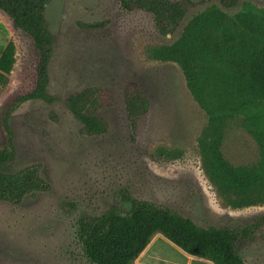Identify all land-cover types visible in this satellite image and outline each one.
<instances>
[{
    "label": "rangeland",
    "instance_id": "rangeland-1",
    "mask_svg": "<svg viewBox=\"0 0 264 264\" xmlns=\"http://www.w3.org/2000/svg\"><path fill=\"white\" fill-rule=\"evenodd\" d=\"M122 1L51 0L48 6L55 37L49 92L58 100L27 101L10 117L15 157L6 171L39 165L50 189L18 205L0 200V264H92L83 252L78 222L113 206L129 211L122 192L170 207L202 227L237 228L264 216V203L240 206L237 195L212 183L199 147L208 113L194 100L181 68L154 54L219 2L175 0L184 4L186 18L165 36L150 14L139 8L127 11ZM244 3L264 11V0H240L227 13L236 14ZM11 41L17 62L0 93V150L7 140L4 115L15 98L34 90L40 59L31 37L0 10V56ZM131 81L150 101L136 132L123 101V89ZM91 87L110 92V105L100 111L110 129L102 136L86 135L68 108L72 96ZM246 118H229L225 126L223 153L235 166L260 159ZM171 244L157 235L135 264H212L185 256ZM237 249L247 264H264V229Z\"/></svg>",
    "mask_w": 264,
    "mask_h": 264
},
{
    "label": "trees",
    "instance_id": "trees-1",
    "mask_svg": "<svg viewBox=\"0 0 264 264\" xmlns=\"http://www.w3.org/2000/svg\"><path fill=\"white\" fill-rule=\"evenodd\" d=\"M218 1L196 15L181 37L168 46L154 50L157 59L177 64L194 100L208 113L209 124L199 139L205 170L214 185L225 194H235L240 206L264 203V11L240 0ZM51 0H0V10L34 42L40 53L36 85L9 105L4 118L7 133L0 150V200L18 205L31 195L49 191L50 184L41 175L39 165L18 172H7L15 157L10 117L27 101L53 104L58 100L49 92L50 64L55 37L47 20ZM127 11L139 8L150 14L159 32L165 36L186 18L187 10L175 0H123ZM16 45L9 42L0 56V93L8 86L16 65ZM215 98V104L210 100ZM123 101L133 132L150 110V101L140 85L128 82ZM110 105V92L91 87L72 96L68 108L83 125L88 136H102L110 125L100 111ZM245 115L247 126L256 139L260 159L257 164L235 166L223 153L226 122ZM130 209L113 206L104 214L78 222L79 239L86 258L92 264H135L157 235L163 236L184 253L212 264H247L238 253L240 242H253L264 229V216L237 228L202 227L170 207L133 198L121 193ZM242 196V197H241Z\"/></svg>",
    "mask_w": 264,
    "mask_h": 264
},
{
    "label": "crops",
    "instance_id": "crops-1",
    "mask_svg": "<svg viewBox=\"0 0 264 264\" xmlns=\"http://www.w3.org/2000/svg\"><path fill=\"white\" fill-rule=\"evenodd\" d=\"M172 245V244H171ZM174 247H175V245H174ZM177 248V247H176ZM178 250H180L179 248H177ZM181 251V250H180ZM181 253L183 254V255H185V256H188V254H186V253H184L183 251H181ZM143 254V253H142ZM189 257V256H188ZM193 257V256H192ZM197 258V257H196Z\"/></svg>",
    "mask_w": 264,
    "mask_h": 264
}]
</instances>
